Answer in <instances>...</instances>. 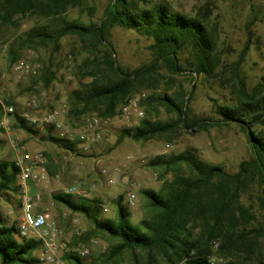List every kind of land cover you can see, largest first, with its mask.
<instances>
[{
    "label": "rangeland",
    "instance_id": "obj_1",
    "mask_svg": "<svg viewBox=\"0 0 264 264\" xmlns=\"http://www.w3.org/2000/svg\"><path fill=\"white\" fill-rule=\"evenodd\" d=\"M147 1L150 5L164 3L170 11L197 18L208 28H213L217 35L216 53L220 65L211 77L193 78L186 73L170 75L164 67H159L128 98L144 93L145 99L140 104L143 117L122 116L120 110L126 102L118 108V114L108 125L104 139L88 152H83L78 145L74 146L73 151H67L63 143L49 140L46 133L38 130L37 134L26 133L19 128L18 120L21 119L29 127L20 115L32 101H36L37 111L41 114L54 109L62 110V121L69 127L80 126L94 117L95 114H86L79 119L69 117L68 101L72 92L93 81L90 76L93 64L96 59H102V53H96L93 57L85 48L86 44L76 36L63 37L57 47L47 41L27 43V36L33 31L50 33L53 27L63 23L77 22L98 27L109 0H83L54 19L24 17L13 25L0 28V124L4 125L0 126L3 131L0 135V162L28 165L37 153H42L46 158L45 178L38 183H30L28 190L32 196H40L36 211L47 215V225L43 229L44 241L48 242L55 235L52 254L60 264H75L65 259L66 254L75 256L82 264H145L148 261L145 253L136 251L133 254L125 252L116 260L107 262V253L114 242L102 236H90L89 232L93 228L91 222L54 200L55 196H63L66 189L76 186L84 191L85 198L72 196L76 202L89 205L94 200L99 201L102 204L99 220L115 218L114 202L121 197L122 205L131 215V223L136 225L147 215V202L142 191L157 192L164 181L172 178L168 174L161 179V171L147 166L154 158L190 151L203 163L219 166L230 175L238 172L242 162L252 158L247 133L237 123L197 133L179 129L169 136L146 142H134L128 138L118 141L123 129L136 127L147 117L160 122L173 120L174 115L169 114L163 106L156 102L148 105L146 101L164 95L172 97L181 89L192 91L188 103L191 121H220V109L233 107L237 103L232 89L234 81L231 66L246 44L248 50L239 74L249 91L258 84L264 85V0ZM106 37L114 51L116 66L121 70L132 72L153 61L150 39L117 26L110 29ZM19 62L31 68L28 74L14 70V65ZM9 106L14 109L10 115L5 112ZM253 131L264 138V124L254 126ZM51 137L55 138L52 133ZM127 189L137 197L134 208H128L125 204ZM259 191L256 183H250L241 194L239 204L254 216L255 220L246 226L250 237L258 235L263 238L264 205L260 204ZM20 205V189L17 194L7 192L0 197V226L19 229ZM44 241L31 254L36 264H50L45 260L50 251ZM218 247L219 244H215L214 251ZM83 248L87 249L88 254L78 257L77 251ZM247 252L239 247L233 252L234 255L226 253L219 257L215 254L211 262L255 264V256ZM150 264L163 263L158 259Z\"/></svg>",
    "mask_w": 264,
    "mask_h": 264
},
{
    "label": "trees",
    "instance_id": "obj_2",
    "mask_svg": "<svg viewBox=\"0 0 264 264\" xmlns=\"http://www.w3.org/2000/svg\"><path fill=\"white\" fill-rule=\"evenodd\" d=\"M81 1L0 0V28L13 25L24 17L54 19ZM116 26L152 41L153 61L149 65L132 72L116 66L114 51L106 37L108 31ZM65 36L78 37L93 57L102 53V59H96L93 64L90 75L93 81L72 92L69 98L68 116L76 119L86 114H95L103 119L115 118L118 108L161 66L170 75L186 73L193 78L211 77L220 65L214 29L197 18L170 11L164 3L150 5L147 0H109L98 27L77 22L63 23L53 27L50 33L31 32L27 43L47 41L57 47ZM247 50L246 44L231 66L232 89L237 103L220 109V121H191L188 103L192 91L181 89L172 97L164 95L146 101L148 105L156 102L163 106L174 115L173 120L160 122L147 117L138 126L123 129L118 139L119 142L125 138L146 142L169 136L179 129L197 133L237 123L242 125L244 132L249 130L247 138L252 158L242 162L236 174L230 175L219 166L207 165L190 151L154 158L147 166L161 171V179L168 174L172 178L164 181L157 192L142 191L147 202V215L136 225L131 223V215L122 205L121 197L114 202L115 218L103 220L98 218L102 204L97 200L87 205L74 201L70 195L54 197L57 203L91 222L90 236H102L114 242L107 253V262L116 260L125 252L133 254L140 251L148 258L145 264L158 259L163 264H213L211 258L215 254L219 257L226 253L234 255L233 252L240 247L245 252L247 248V253L255 256V264H264V237H250L246 226L255 219L239 204L247 186L256 183L260 189V204L264 205V138L253 131L254 126L264 124V85L258 84L249 91L239 74ZM46 83L49 84V80ZM18 122L19 128L26 133L37 134L21 119ZM46 136L55 143H63L67 151H73L76 145L52 138L51 131H47ZM18 174L19 167L15 163L0 162V197L7 192L19 193ZM215 244H219L216 251L213 249ZM40 246L41 241L21 238L17 228L0 226V264H36L31 254ZM65 259L82 264L71 254H66Z\"/></svg>",
    "mask_w": 264,
    "mask_h": 264
},
{
    "label": "built area",
    "instance_id": "obj_3",
    "mask_svg": "<svg viewBox=\"0 0 264 264\" xmlns=\"http://www.w3.org/2000/svg\"><path fill=\"white\" fill-rule=\"evenodd\" d=\"M15 71H23L29 73L31 68L23 62L14 65ZM145 99L144 93H138L130 98L127 103L122 106L120 113L125 118L131 116L135 118H142L143 112L141 110V102ZM38 104L32 101L29 107L20 115L26 124L33 130L46 133L51 131L56 139L65 141L69 144L78 145L83 152H88L100 143L104 137L108 125L112 119H103L99 117H91L87 119L82 125L77 127H69L62 121L63 111L54 109L46 113H39L37 111ZM5 112L10 115L13 114V107L5 108ZM1 127L4 125L1 123ZM19 167L18 185L21 191V221L19 225V236L21 238H33L38 241H44L43 229L47 225V215L36 211V203L40 201V196H32L29 193L28 185L30 183H38L46 176V158L42 153H37L31 159L28 165L17 164ZM64 195H78L83 198L86 197L84 191L72 186L64 191ZM137 203V197L130 189H127L125 195V204L128 208H134ZM106 212V209H104ZM52 235L48 242H45L46 247L50 252L47 253L45 260L50 264H60L52 254L53 238ZM88 254L87 249L77 251L78 257H84Z\"/></svg>",
    "mask_w": 264,
    "mask_h": 264
},
{
    "label": "water",
    "instance_id": "obj_4",
    "mask_svg": "<svg viewBox=\"0 0 264 264\" xmlns=\"http://www.w3.org/2000/svg\"><path fill=\"white\" fill-rule=\"evenodd\" d=\"M247 133L249 134V130L247 129Z\"/></svg>",
    "mask_w": 264,
    "mask_h": 264
}]
</instances>
